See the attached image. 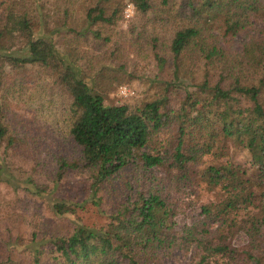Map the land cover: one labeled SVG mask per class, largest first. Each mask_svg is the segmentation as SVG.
<instances>
[{
	"label": "trees",
	"instance_id": "obj_1",
	"mask_svg": "<svg viewBox=\"0 0 264 264\" xmlns=\"http://www.w3.org/2000/svg\"><path fill=\"white\" fill-rule=\"evenodd\" d=\"M60 2L65 4L62 16L48 25L34 0H0V85L8 69L35 65L45 70L70 98L67 136L76 147L71 158L55 156L53 183L66 169L86 173L87 200L102 214L101 191H120L122 199L105 213L104 223L73 221L68 234L50 235L52 258L59 264H162L158 258L162 251L192 245L194 264H264V35L244 41L236 55L218 44L219 37L247 31L256 20L264 23V0ZM71 2L81 15L78 28L65 20ZM126 3L142 16L156 12L155 37L149 39L146 51L159 70H166L164 91L138 107L104 103L102 93L90 84L94 72L103 73L102 78L106 74L116 84L123 82L129 51L120 50L109 30ZM157 26L168 37L159 39ZM14 39H19V47H13ZM85 39L99 53L83 49ZM144 50L137 45L138 52ZM189 78L208 101L197 97V91H185L183 102L188 107L169 106L167 92L185 86ZM240 99L249 104L241 105ZM171 122L175 143L157 141L156 133ZM5 132L0 121V141ZM62 141L53 140L56 147ZM227 141L247 153L250 167L221 159ZM204 155L209 162L197 177L221 197L202 204L198 217L178 228L175 208L158 192L149 170H174L182 181L189 177V165ZM1 175L12 190L22 188L42 198L56 217L82 207L51 197L48 185L31 175H15L3 165ZM255 192L260 196L258 205L248 199ZM236 232L243 235L240 245L229 241ZM33 261L37 264V257Z\"/></svg>",
	"mask_w": 264,
	"mask_h": 264
},
{
	"label": "rangeland",
	"instance_id": "obj_2",
	"mask_svg": "<svg viewBox=\"0 0 264 264\" xmlns=\"http://www.w3.org/2000/svg\"><path fill=\"white\" fill-rule=\"evenodd\" d=\"M36 5H41L42 13L49 22L62 16L64 3L60 0H34ZM0 4V13L2 12ZM156 12H149L145 16L135 12L131 3H126L122 15L110 28L112 39L117 41L120 50H128L123 82L116 84L106 74L102 78L99 72L91 76V85L98 89L107 104H127L138 107L141 103L158 97L163 91V79L166 70H159L155 60L146 51L149 39L155 37L152 23ZM69 17V18H68ZM69 25L79 27L82 24L81 15L74 2H71L65 19ZM42 27V21L38 20ZM165 27H169L167 24ZM264 23L254 21L247 31L237 33L235 36H221L218 44L229 54L236 55L242 48V43L250 37L264 35ZM42 29V28H41ZM159 39L166 36L162 26L155 28ZM55 36V35H54ZM136 39V43L133 42ZM19 39H14L13 47H19ZM133 42V45L131 43ZM144 48V53L137 51V45ZM12 47V48H13ZM83 49L91 54L99 53L97 47L92 48V42L85 39ZM146 51V52H145ZM195 80L189 78L185 86L174 87L168 95V105L177 109L184 104L185 91H197ZM194 83V84H193ZM197 97L204 102L209 97L206 93L197 91ZM70 98L67 92L50 78L45 70L38 66L26 65L21 69H8L2 77L0 85V121L6 125L5 138L0 141V166H5L15 175H31L40 184L50 188L51 197L64 199L73 203H81V208H76L72 214L56 217L53 215L46 202L35 195L18 188L12 190L5 182L0 180V264H34L33 258L37 257V264H59L51 255L50 235H66L73 226V221H80L86 225H98L105 222V213L116 205L121 199L120 191L111 193L101 191V209L98 212L87 200L88 181L87 174L77 169H66L60 180L54 184V158L61 154L71 158L76 151L73 142L67 136L68 104ZM183 103V104H182ZM241 105L249 103L240 99ZM211 114H209L210 116ZM212 117V115H211ZM164 125L156 133L157 141L165 140L169 144L175 143V132L172 126ZM11 139L7 143L6 138ZM53 140H63L62 145L55 146ZM189 140V139H187ZM199 137L194 132V142ZM45 152L48 153L45 154ZM222 160H228L250 167L247 153L239 146H234L230 141L225 143ZM209 156L204 155L197 163L189 165V177L180 181L174 175V170L166 171L164 168H152L148 174L152 182L157 185L158 192L173 204L176 215V226L179 228L184 222H191L198 217L199 207L202 204L220 198L207 190L197 174L199 169L207 165ZM131 176V172H126ZM0 177H3L2 175ZM22 185V184H21ZM249 203L258 205V193L248 195ZM245 210H241L243 214ZM234 245H240L243 235L236 232L229 240ZM52 253V254H51ZM196 254L192 245L178 246L162 251L158 258L162 264H194Z\"/></svg>",
	"mask_w": 264,
	"mask_h": 264
}]
</instances>
